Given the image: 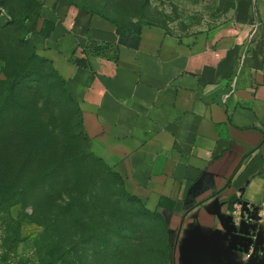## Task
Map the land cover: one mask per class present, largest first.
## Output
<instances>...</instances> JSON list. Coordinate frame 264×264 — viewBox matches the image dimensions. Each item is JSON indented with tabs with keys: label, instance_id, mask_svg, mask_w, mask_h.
<instances>
[{
	"label": "crops",
	"instance_id": "0c3cea01",
	"mask_svg": "<svg viewBox=\"0 0 264 264\" xmlns=\"http://www.w3.org/2000/svg\"><path fill=\"white\" fill-rule=\"evenodd\" d=\"M262 7L235 0L227 21L185 38L146 26L133 47L118 44L101 15L42 0L38 28L43 19L54 27L33 41L78 103L93 152L148 206L174 202L158 207L173 264H223L226 242L212 232L224 233L230 199L264 198ZM89 42L111 45L115 57L82 53ZM231 261L250 262L240 252Z\"/></svg>",
	"mask_w": 264,
	"mask_h": 264
},
{
	"label": "rangeland",
	"instance_id": "374dc122",
	"mask_svg": "<svg viewBox=\"0 0 264 264\" xmlns=\"http://www.w3.org/2000/svg\"><path fill=\"white\" fill-rule=\"evenodd\" d=\"M69 1L107 16L124 32L139 30L141 34L143 27L154 26L180 38L207 32L227 21L235 3V0ZM41 3L42 0H0L1 89L7 62L16 70L21 69V76L27 77L39 69L48 85L47 88L31 82L38 94L35 108L28 111L30 117L24 116L25 109L0 113V118L15 115L11 121L2 122L0 135L6 140V148L13 152L19 138L14 136L29 134L36 143L42 130L48 142L44 151L46 160L51 164L56 159L62 163L71 161L80 150L81 154L98 157L88 136L84 142L82 137L78 139L76 133L82 135L83 126L76 106L66 97L49 65L38 59L42 55L33 36L39 25ZM261 9L259 17L264 18V7ZM25 56L29 62L24 60ZM39 95L50 97V102L38 99ZM55 143H61L63 150ZM35 148L29 146L27 150L34 153ZM69 164L73 167L72 163L63 167ZM103 164L99 169L88 160L78 161L80 170L76 177L56 185L47 183L45 189L28 193L25 202L0 210V264H173L165 216L158 208L131 197L111 167ZM65 189L74 192L67 193ZM11 219L18 221L19 235L8 251L7 243L16 231Z\"/></svg>",
	"mask_w": 264,
	"mask_h": 264
},
{
	"label": "trees",
	"instance_id": "16d2710c",
	"mask_svg": "<svg viewBox=\"0 0 264 264\" xmlns=\"http://www.w3.org/2000/svg\"><path fill=\"white\" fill-rule=\"evenodd\" d=\"M69 2L75 4L71 1ZM79 7L87 9L82 6ZM40 9H39V13H40ZM99 15L114 23L116 27V33L119 36L118 44H123L133 47L137 46L140 36L139 30L135 31V33L130 31L124 32L123 29H121L113 20L109 19L107 16H104L102 14ZM39 18H40V14H39ZM53 27H54V23L52 21L43 19L39 28L35 30V33H38L44 38H47L50 36ZM81 52L82 53L91 52L95 55H104V56L108 55L112 57H115L116 55L115 49L111 45L97 44L94 42H89L85 44ZM27 56L24 57V60L29 62V58ZM38 59L49 65L51 72L56 76L60 84L63 86L66 97L70 101H72L76 106V110L79 113L78 117L81 118V112L78 103L68 93L66 89L65 80L56 72L51 62L47 58L41 56L38 57ZM72 60L74 63L78 65L81 66L87 65L86 60L83 58L74 57ZM30 75L33 76L32 79H28ZM29 76L27 77L21 76V69L16 70L15 67L8 64V62L6 63L5 81L3 83L4 88L1 89L0 87V113L2 112L12 113L14 112V108H16L18 110L25 109L26 115L24 116L26 118L31 116L28 115L29 114L28 111L31 112L30 108H35V102L37 101L36 97L38 94L31 86V82H35L36 84L45 86L47 88L48 85L46 83V80L43 79V75L40 73L39 69L33 71V73H30ZM39 98H42L41 100L45 103L50 102V97H43L42 95H39L38 99ZM14 116L15 115H2V117L0 118V126L2 122L11 121L12 118H14ZM76 134L78 135V139L79 137L83 138L82 142H84L88 138L84 130L82 135L81 133H76ZM28 135L29 134L14 136L19 138L18 139L15 138L16 149L13 150V152H11L9 149L6 148L5 145L6 140L3 139L2 136L0 135V210L2 211L7 210L11 205L16 204V202H25L28 199V193L31 192L34 193L37 190L41 191L45 189L47 183L51 184L50 182H55L56 185V183L59 182H66L67 178L70 180L71 178L76 177L78 171L80 170L78 168L79 166L76 165V162L78 161L81 162L83 160H88L90 163L96 165L97 168L99 169H101V167H104L103 164L104 162L101 158L94 157L91 153L81 154V150L74 155V158L71 161L68 162L66 161L65 163H62L60 159H56L51 164L46 160V154L44 152L47 149L46 143L48 142L47 141L45 142V135L43 131L42 130L40 131L39 140L36 143H33ZM8 140H10L9 137ZM35 145L38 147L35 148L36 147ZM29 146L35 148L37 152L31 153V150H27ZM55 146L60 150H63L61 143H59V145L55 143ZM67 163H72L73 167L71 166V164H69L67 167H63V165ZM112 171L115 177L121 179V177L113 169ZM65 191L67 193L74 192V191L69 192L68 189H65ZM128 194L131 197L137 199L135 196L131 195L130 193ZM237 201H239V199L238 200L230 199L231 206ZM67 205H69L70 207L71 203H67ZM173 205L174 202L172 200L166 199L164 197H160L157 203V208L161 207L165 209H172ZM10 221L14 225H16V231H14L13 236L10 238L11 240L7 243L8 245L6 248L8 251L11 250L12 243L16 240L17 236L19 235L18 221H14L13 219H11ZM170 258H172L171 248H170Z\"/></svg>",
	"mask_w": 264,
	"mask_h": 264
},
{
	"label": "built area",
	"instance_id": "2783aa9c",
	"mask_svg": "<svg viewBox=\"0 0 264 264\" xmlns=\"http://www.w3.org/2000/svg\"><path fill=\"white\" fill-rule=\"evenodd\" d=\"M228 214L232 216L235 225L238 226L243 220L250 230L251 242L246 245L247 251L242 252L243 259L249 260L255 247L258 249L259 257L264 258V198L254 204L243 200L237 201L234 204V208ZM252 227H254V230L250 229ZM260 237L261 242L255 243L257 238L260 240Z\"/></svg>",
	"mask_w": 264,
	"mask_h": 264
},
{
	"label": "water",
	"instance_id": "95a60500",
	"mask_svg": "<svg viewBox=\"0 0 264 264\" xmlns=\"http://www.w3.org/2000/svg\"><path fill=\"white\" fill-rule=\"evenodd\" d=\"M223 225L225 231L221 234L220 230H214L212 232V236L218 239H221L226 242V252H225V262L223 264H238L237 262L231 261V256L234 252H246L247 251V243L249 244L251 241L250 237V230L245 225V221H241L240 224L237 226L234 224L232 220V216L227 214L222 217ZM254 230V227L250 228ZM259 237V235H258ZM260 240L257 238L255 243H260ZM261 249V248H260ZM257 247L254 248L251 258L249 259V264H253L255 261L258 264L264 263V258L259 257L257 252Z\"/></svg>",
	"mask_w": 264,
	"mask_h": 264
}]
</instances>
